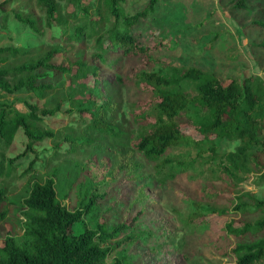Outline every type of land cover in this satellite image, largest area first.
Returning <instances> with one entry per match:
<instances>
[{"label": "trees", "instance_id": "trees-1", "mask_svg": "<svg viewBox=\"0 0 264 264\" xmlns=\"http://www.w3.org/2000/svg\"><path fill=\"white\" fill-rule=\"evenodd\" d=\"M67 1L73 9L63 15L58 0H35L46 26L60 27L67 41L83 44L93 39L96 52L90 58L80 50L81 55L65 66L54 62L62 53L59 45L0 47V148L9 146L22 130L27 150L34 151V143L50 139L53 158H64L47 174H30L21 195L9 197L7 188H0V223L8 219L9 205L22 213L19 233L8 232L0 239V264H126L123 258L114 257L109 263L107 258L131 236L114 244L107 242L132 224L119 223L108 231L106 223L99 221L95 228L85 227L79 234L72 229L96 209L97 190L104 183L100 169H93L89 162L85 165L94 172L88 170L87 181L78 184L73 208L58 197L56 179L64 178L65 184L68 181L62 196L66 198L85 170L77 161L70 168L68 156L88 149L89 157L114 149L117 170L126 174H134L139 167L135 155H141L155 162L161 182L186 175L191 180L203 177L208 183L229 187L235 195L205 185L208 200L190 199L189 211L180 221L184 228L203 233L208 229L207 217L238 215L237 221L230 218L224 224L217 240L235 241L225 252L233 256L234 264H264V201L237 190L249 176L258 184L264 181V83L232 79L224 84L214 73L197 67L142 68L132 78L145 96L130 103L125 111L123 101L104 90L114 82L122 85L125 76L118 68L104 72L99 63L105 64L111 53L126 58L149 56L147 19L157 0H149L137 11H128L126 0ZM6 3L0 2V7ZM13 16L42 33L33 13ZM90 77L92 83L79 81ZM189 83L191 93L184 87ZM15 92L28 96L10 99L8 96ZM15 101H22L27 111L17 109ZM58 114L67 122L57 130L46 128L44 118ZM182 119L197 137L181 129ZM223 140H236L237 145L233 150H222L219 142ZM64 144L69 149L62 156L59 150ZM5 161L1 156L0 176L7 174L5 168H10L13 159L7 164ZM33 165L34 161L26 172ZM223 198L227 204L218 203Z\"/></svg>", "mask_w": 264, "mask_h": 264}, {"label": "rangeland", "instance_id": "rangeland-1", "mask_svg": "<svg viewBox=\"0 0 264 264\" xmlns=\"http://www.w3.org/2000/svg\"><path fill=\"white\" fill-rule=\"evenodd\" d=\"M6 1V5L0 7V47L38 48L59 45L62 53L54 58V62L65 66L81 55L80 50L87 58L96 52L93 39L90 38L83 44L69 42L60 27L46 26L45 17L35 0ZM93 1L83 0L85 3ZM148 1L126 0L124 5L128 11H137ZM58 3L63 15L73 9V5L67 0H58ZM14 13H33L42 25V33L38 34L19 22L13 16ZM147 21L150 26L147 36L148 57L126 58L119 57V53H111L105 64L99 63L102 71H115L118 68L125 76L122 85L114 82L110 89L103 88L123 101L125 111L129 109L127 106L130 103L145 96L133 84L132 78L142 68L157 70L161 67H173L183 70L197 67L214 73L224 84L232 79L260 80L264 83V0H157ZM158 43L160 45L155 46ZM62 80L69 82L67 77ZM79 81L92 83V78ZM184 87L190 93L193 92L192 84ZM27 96L26 92H15L8 97L21 99ZM14 106L22 112L27 111L22 101H15ZM126 118H131L128 112ZM44 119L43 124L48 129L57 130L62 122H67V118L59 114ZM182 120L181 129L197 137L193 127L185 119ZM261 133L264 137V124ZM26 143L24 133L19 130L9 146L0 148L1 156L6 159L5 164L13 159L10 168H5L7 174L0 176V188H7L9 197L23 194L30 174L35 171L47 174L52 166L64 161L61 156L53 158V143L50 139L34 143V151L27 150ZM219 145L222 150L230 151L235 148L237 141L223 140ZM67 149L68 146L64 144L59 150L60 154L65 155L63 153ZM89 154L90 149L68 156L70 168L77 161L85 170L68 191L66 198L62 196L67 192L63 188L68 187V181L65 184L64 178H57V192L60 200L73 208L77 203L76 188L78 184L86 182V175H89L90 168L85 165L89 162L93 169L102 171L104 183L97 190L95 211L76 222L72 229L79 234L85 227L95 228L99 221L106 223L108 231L119 223L132 224L117 238L107 242L114 244L131 236L129 242H124L113 250L107 263L112 258L119 257L126 264H234L233 256L225 252L235 241L229 238L217 240V237L224 224L230 218L237 221L238 215L207 217V220L210 219L208 229L203 233L184 228L180 221V217L189 211L190 199L208 200L205 185L214 189H226L235 195L229 187L220 182L208 183L203 177L191 180L186 175L161 182L155 172V162L141 155H135L139 167L134 174H126L117 170L118 160L114 149L107 150L102 156L89 157ZM32 161L34 165L26 172ZM256 181V178L249 176L238 184L237 190L249 192L264 201V181L259 184ZM218 203L227 204L228 200ZM8 209V219L0 223V239L8 232L19 233L17 225L22 218L21 210L14 205H9ZM259 213L261 212L256 213L253 218ZM261 215L264 216V212Z\"/></svg>", "mask_w": 264, "mask_h": 264}]
</instances>
